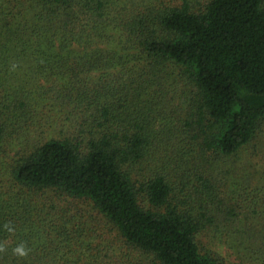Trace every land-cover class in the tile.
Here are the masks:
<instances>
[{"label":"trees","instance_id":"trees-1","mask_svg":"<svg viewBox=\"0 0 264 264\" xmlns=\"http://www.w3.org/2000/svg\"><path fill=\"white\" fill-rule=\"evenodd\" d=\"M103 227L264 264V0H0V264H114Z\"/></svg>","mask_w":264,"mask_h":264},{"label":"rangeland","instance_id":"rangeland-1","mask_svg":"<svg viewBox=\"0 0 264 264\" xmlns=\"http://www.w3.org/2000/svg\"><path fill=\"white\" fill-rule=\"evenodd\" d=\"M103 228L104 230L100 228L97 233H94V238L92 239V252L96 253L98 248L107 246L109 243L112 245L114 252L116 253L114 264H138L139 261H142L141 258L144 256L141 255L139 251L130 248L124 239L120 237L118 231L111 228L109 229V227ZM214 247L231 260L240 261L246 264H263V260L260 257L258 259H256L257 257H250L242 246L239 247L237 245V241L233 237H224L223 239L216 238L214 240ZM132 250H134L135 254L132 253ZM128 251L132 253L133 257L136 256L135 259L129 256Z\"/></svg>","mask_w":264,"mask_h":264},{"label":"clouds","instance_id":"clouds-1","mask_svg":"<svg viewBox=\"0 0 264 264\" xmlns=\"http://www.w3.org/2000/svg\"><path fill=\"white\" fill-rule=\"evenodd\" d=\"M5 228L8 230V231H13L14 229H12L11 227H9V224L6 223L5 224ZM7 249L5 247V245L3 244H0V253H4L6 252ZM29 249L26 248L25 244L21 243L19 245H17L13 250V255L15 256H18V257H27L29 255Z\"/></svg>","mask_w":264,"mask_h":264}]
</instances>
